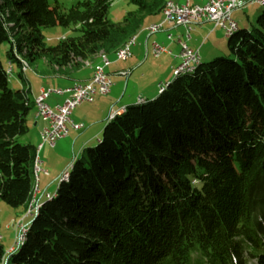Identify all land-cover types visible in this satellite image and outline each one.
<instances>
[{"label":"trees","instance_id":"obj_1","mask_svg":"<svg viewBox=\"0 0 264 264\" xmlns=\"http://www.w3.org/2000/svg\"><path fill=\"white\" fill-rule=\"evenodd\" d=\"M132 1L149 15L167 3ZM112 2L64 12L51 0H0V199L12 208L27 213L37 188L38 150L19 141L34 107L25 64L115 55L141 23H112ZM257 22L229 37L228 57H199L109 120L29 216L25 242L10 253L0 243V264H264V14ZM77 25L79 36L47 45L44 29ZM14 64L22 89L11 87Z\"/></svg>","mask_w":264,"mask_h":264},{"label":"rangeland","instance_id":"obj_2","mask_svg":"<svg viewBox=\"0 0 264 264\" xmlns=\"http://www.w3.org/2000/svg\"><path fill=\"white\" fill-rule=\"evenodd\" d=\"M81 1L82 0H51L52 3L58 2L59 6L64 12L69 11L73 6H75ZM168 1H173L179 5H184L187 3V0H166L167 3ZM194 1L195 0H193V4ZM166 4L163 5L164 9L162 13L149 15L143 13L140 9V6L135 4L132 0H113L108 14V18L114 24H124L127 19L140 20V23L141 25H143V27L149 26L152 22H156L154 24H160L165 18L164 11L166 8ZM258 4L259 3L249 4L236 10L233 13V19L238 23V28L239 26L241 28H252V26L258 25L257 18L260 15L264 14V7L260 6L262 5V3H260L259 5ZM79 31L80 27L78 25L71 26L69 28L56 27L44 29L43 35L46 39L45 41L48 46H55L60 40L79 36ZM175 34L176 32L174 30H171V28H169L168 26H165L163 30L159 33H138L133 35L137 36V43L136 46L132 48V58H129L125 61H117L115 55L109 56L111 66L108 67L107 73L113 84L111 88V93L103 97L98 96L94 105L85 104L82 107L79 106L74 109L77 111L78 116L85 117L86 114H91L95 111L92 109L89 110V108L95 107V105L98 103L99 98L109 100L111 103L109 108L106 110V117L102 119L99 123H95L97 122V120L94 119L90 125H86L87 129L84 133L88 132L91 127L93 128L96 125H102L104 130L105 126L107 125V122L112 119L111 115L109 116L112 106L115 110L114 113L117 114V112L121 111L123 107H125V105L134 104V102H137L140 98L152 100L160 94L161 88L165 87L166 84H169L175 79L174 72L182 63V47L168 46L169 35H172L174 37L173 43H176L178 41L179 38H177ZM147 36H150L148 45L149 50L146 48L145 45V38ZM191 37V41H188L186 43L183 41L182 42L188 44L187 46H189L190 49H194L199 53L201 62H211L215 58L228 57L230 54L228 46L229 37L226 36L224 29H215L213 23H205L202 26H195L193 28V31L191 32ZM154 42L160 45L161 47H168V53L162 54L159 57H154L152 53V46L153 44H155ZM8 50L9 46L7 44H3L0 46V58L2 62L7 65V67H9L7 57ZM101 54L107 55V52L103 51L102 53H100L97 56L100 59ZM174 57L178 59H175ZM87 62L80 60L74 65H71L67 68H60L58 64L52 62L51 59H48L46 56L40 55L36 62L31 63V66H28L26 72L28 70L29 71L26 75L28 76V79L35 82L36 79H38V76L35 75L37 71L46 70L61 74L65 73L66 71H73L83 66L87 67V65L89 64ZM13 68L14 71L12 75H10V83L12 88L17 89L18 84L20 83L18 78L20 70L18 69L16 64H14ZM32 70L36 72L34 73ZM23 75H25V73H23ZM89 81H91V79ZM89 81L83 83H88ZM53 82L55 83V80H53ZM46 86L47 89L44 90H49L53 92H57V90L68 89H58L51 86L48 87V85ZM31 100L33 101V103L35 102V99L32 95ZM53 109H55V107H53ZM35 113L36 107L34 104V107L30 114V121L31 118L34 117ZM78 125L82 126L80 124ZM33 135V131L29 132L26 136L19 139L20 143L27 144V140H29V138L33 139ZM97 144V139L94 138L92 146L96 147ZM70 145L71 144L68 145V141H64L62 143L59 141L55 147H52L50 145L49 147H45L41 155H39L41 161L44 163L41 167L43 172L38 176V179H44V176L49 177L52 174L54 177L56 176L57 178L61 175H63L64 177L65 173L69 174V170L72 168V164L75 159L79 157L80 152L79 147H77L76 151L73 152ZM66 148H69V151H65ZM47 170H50L49 174L45 173V171ZM61 179L62 177L60 178V180ZM53 182L54 183H52L50 187H48V184L43 183L40 186L42 193H38L37 189L35 190L34 200H36V203L34 206L28 209L27 213H25V210L22 207L12 208L0 199V243L4 247L6 253H9L15 245L16 249L18 248L17 245L21 239L19 235L24 233L26 226L31 222L32 219L31 217L29 218V216L32 215V217H35L37 215V212L39 210L36 207L37 202L44 203L46 201V191L49 189V193L51 194L50 196H53L56 193L59 186V179H56ZM36 185H39L38 181ZM251 264H258V262L252 261Z\"/></svg>","mask_w":264,"mask_h":264},{"label":"built area","instance_id":"obj_3","mask_svg":"<svg viewBox=\"0 0 264 264\" xmlns=\"http://www.w3.org/2000/svg\"><path fill=\"white\" fill-rule=\"evenodd\" d=\"M258 1L259 0H209L205 6H194L190 4V0H187V3L184 5L174 4L167 17L164 18L159 26L150 28L149 33H159L165 26L169 28L183 27L186 31V39L190 40L192 38L191 32L193 28L203 23H213L215 29L222 28L225 30V33H228L233 30L234 26H238L237 22L233 19V13L247 6V4H256ZM168 40H173V36L169 35ZM136 43L137 37L129 45L128 49L122 52L121 57L117 58V61H125L132 58V48L136 46ZM179 44L182 47V63L175 72L184 71L188 69L189 66L195 65L196 59L199 58L197 51L191 50L187 44L183 43L181 40H179ZM152 53L154 57H159L162 54L168 53V51L155 43L152 46ZM110 65L111 61L106 60L103 65L96 66L91 81L88 83H75L72 87L66 90H57V92L49 90L41 91L42 112L40 119L47 123V127L42 131L41 137L45 139L46 145L55 147L60 140L68 137L70 128L75 130L81 129L82 126L73 123L71 120V114L74 109L83 103H94L97 96H106L110 94L113 84L106 72V68ZM53 93L61 95L68 94L69 98L63 105L53 109L47 103V100ZM139 100L143 99L140 98ZM45 173H47V171H45ZM64 175L67 176L66 173Z\"/></svg>","mask_w":264,"mask_h":264},{"label":"crops","instance_id":"obj_4","mask_svg":"<svg viewBox=\"0 0 264 264\" xmlns=\"http://www.w3.org/2000/svg\"><path fill=\"white\" fill-rule=\"evenodd\" d=\"M169 2H173V1H169ZM208 2H209V0H203V1L195 0L194 4H193V0H190V4L194 5V6H205ZM154 23H156V22H152L150 25H152ZM203 24H205V23H203ZM202 25H200V26H202ZM149 26L143 27V25H141L140 29L138 30V32L136 34H138V33L139 34L140 33H149L147 31V28ZM171 30H174L176 32L175 35L179 39L176 43H173L174 40L168 41V46H170V47L180 46L179 40H181L185 43L192 40V38H191V40H187L185 38V29L183 27L171 28ZM145 39H146L145 45H146V48L148 49L150 36H147ZM173 39H174V37H173ZM163 47L168 51V47H166V46H163ZM191 50L195 51L194 49H191ZM174 58L178 59L176 57H174ZM87 63H89V65H87V67L83 66V67L77 68L73 71H66L65 73H61V74L55 73L53 71H46V70L45 71H37V72L35 71L36 72L35 73L33 71L34 70L33 69L32 71L35 73V75L38 76V79H36L35 82L28 79V76L26 75L27 72L29 71L28 70L27 72H25V75H23V78L26 80L25 82H27V84L29 85V88L31 89V92H32V96L34 97V99H36L40 95L42 90L47 89L46 85H48V87L51 86V87H55L58 89H65V88L72 87L75 83H83V82L89 81L93 76L95 67L100 65L102 63V61L99 57L96 56L95 58L89 60ZM107 69H108V67L106 68V72H107ZM18 78H19V82H20L18 84V89H22L23 87H25V84L19 76H18ZM53 80H55V83L53 82ZM52 85H55V86H52ZM68 98H69L68 94L61 95V94L53 93V94H51V96L47 100V103L51 106V108H53V107L56 108L57 106L63 105ZM144 100H147V99H144ZM94 103H92V104L91 103H83L80 106L82 107L85 104L94 105ZM135 103H137V102H134V104ZM110 104L111 103L109 100H104L103 98H99L98 103L95 105V107L89 108V110L92 109L95 111L91 114L90 113L86 114L85 117L78 116L77 111L74 110L71 114V120L75 124L82 125V127L80 130H75L73 128H70V132H69L68 137L60 140V142L62 143L64 141H68V145L71 144L70 146H71V149L73 152H75L76 148L79 147V149H80L79 150L80 151L79 156H80L83 149H85L87 147H93L92 146L93 140H94V138H96L97 143H98V140L101 138L103 127H102V125H96L93 128L91 127L88 132L84 133L85 130L87 129L86 125H90L94 119L97 120V122H95V123H99L102 119H104L106 117V114H105L106 110L109 108ZM129 105H133V104L125 105V107H127ZM125 107H123V108H125ZM114 111L115 110L113 109V106H112L111 112L109 113V116L112 115L114 113ZM109 116H108V118H109ZM81 118H83V119H81ZM108 118H107V120H108ZM28 121H29L28 124H29V128H30L29 132L33 131L34 135H33V139L29 138V140H27L28 141L27 144H31V145L35 146L36 148L38 146V148H39L42 144L41 134H42V131L47 127V123L45 121H43L42 119L37 117V112L34 114V117L31 118V121H30V117H29ZM95 123H93V124H95ZM47 146L49 147V145H46V144L43 146L39 155H41L42 151ZM38 148H37V150H38ZM67 150L69 151V148L65 149V151H67ZM40 160H41V158H40ZM43 163L44 162H42V165H43ZM42 165H41V167H42ZM44 166H45V164H44ZM49 171L50 170H47V174H49ZM61 177H62V175L57 178L56 176L54 177L52 174L49 177L44 176V179L39 178L38 179L39 185H37L38 193H42L40 186L43 183L48 184L49 185L48 187H50V185L52 183H54L53 181L56 179H59V183H60ZM46 193H47L46 195H51L49 193V189L46 191Z\"/></svg>","mask_w":264,"mask_h":264},{"label":"bare ground","instance_id":"obj_5","mask_svg":"<svg viewBox=\"0 0 264 264\" xmlns=\"http://www.w3.org/2000/svg\"><path fill=\"white\" fill-rule=\"evenodd\" d=\"M258 3L260 4V3H264V0H259L258 1ZM174 4H176V3H174V2H168L167 4H166V8H165V11H164V17H167V15H168V13H170L171 12V9H172V7H173V5ZM247 5H249V4H247ZM238 24V23H237ZM160 24H153V25H150L148 28H147V31L149 32V30H150V28H154V27H156V26H159ZM237 29H238V26H234L233 27V30H231V31H229L228 33H226V36L227 37H230V36H232L236 31H237ZM136 37L137 36H133L132 38H130L120 49H118L117 50V52L115 53V56H116V58H120L121 57V55H122V52L123 51H125V50H127L128 49V47H129V45L136 39ZM106 60H110L109 59V57L107 56V55H104V54H101V61H102V64H100V65H103L105 62H106ZM199 63V58L198 59H196V64H198ZM89 65V64H88ZM194 65H191V66H189L188 67V69H185L184 71H176V72H174L175 73V75L176 76H179V75H182V74H188V73H192L193 71H194V67H193ZM26 70H27V65L25 64V67H24V69H23V71H24V73L26 72ZM165 90V87H163V88H161V92H163ZM144 102V100H138V103H143ZM34 104H35V107H36V112H37V117L38 118H40V116H41V112H42V103H41V98H40V95L35 99V102H34ZM123 111H125V108H123L121 111H119V112H117V113H120V112H123ZM115 115H116V113H113L112 115H111V118H114L115 117ZM46 144V141H45V139H42V144H41V146L39 147V149H38V157H37V159H36V161H35V172H36V175H37V179H36V183H37V181H38V176L40 175V173H42L43 172V170L41 169V165H42V162H41V160H40V157H39V153H40V151H41V149L43 148V146ZM68 173V172H67ZM67 179H68V174H67V176H62V179L60 180L61 182H63V181H67ZM37 189V188H36ZM35 189V190H36ZM37 192H38V189H37ZM50 195H48L47 197H49ZM51 197V196H50ZM35 199V193H34V197H33V201H32V204H31V206L30 207H32V206H34L35 205V203H36V200H34ZM39 206H40V203H38L37 202V208L39 209ZM31 216V215H30ZM26 235H27V229H25V231H24V233L23 234H20L19 236H20V241H19V243H18V247L19 246H21L24 242H25V240H26ZM13 250H15L14 248L11 250V251H13ZM10 251V252H11ZM9 252V253H10Z\"/></svg>","mask_w":264,"mask_h":264}]
</instances>
